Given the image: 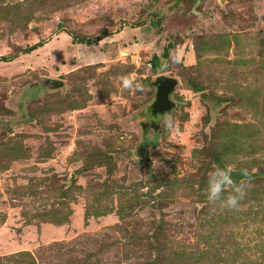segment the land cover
<instances>
[{"label":"rangeland","instance_id":"rangeland-1","mask_svg":"<svg viewBox=\"0 0 264 264\" xmlns=\"http://www.w3.org/2000/svg\"><path fill=\"white\" fill-rule=\"evenodd\" d=\"M194 6L0 0V264H264V175L207 199L217 167L264 173V0Z\"/></svg>","mask_w":264,"mask_h":264},{"label":"clouds","instance_id":"clouds-1","mask_svg":"<svg viewBox=\"0 0 264 264\" xmlns=\"http://www.w3.org/2000/svg\"><path fill=\"white\" fill-rule=\"evenodd\" d=\"M89 58L91 57H85L84 59ZM173 59L176 63L180 62L176 57ZM121 83L125 90H141V85L130 76L121 77ZM164 125L169 131L173 130L174 122L171 116L165 118ZM233 171L230 166L225 165L223 167H217L209 174L207 199L210 203H218L222 208L229 210L239 209L240 202L247 196L251 184L235 182L232 177ZM244 173L246 176H250V173Z\"/></svg>","mask_w":264,"mask_h":264},{"label":"water","instance_id":"water-1","mask_svg":"<svg viewBox=\"0 0 264 264\" xmlns=\"http://www.w3.org/2000/svg\"><path fill=\"white\" fill-rule=\"evenodd\" d=\"M203 0H197L194 6V11L196 8L202 3ZM198 13V12H197ZM154 85L157 87L156 100L152 105V111L154 114H163L165 112L171 111L176 103L171 97V94L176 90L179 85V79L176 77L168 76V75H160L158 79L154 82ZM205 100L209 102H213L218 104V100H216L211 94H204ZM232 177L235 182H243L246 180H254L260 178L264 175L262 171L259 170H251L247 168L233 169ZM244 172L250 173V176H246Z\"/></svg>","mask_w":264,"mask_h":264},{"label":"trees","instance_id":"trees-1","mask_svg":"<svg viewBox=\"0 0 264 264\" xmlns=\"http://www.w3.org/2000/svg\"><path fill=\"white\" fill-rule=\"evenodd\" d=\"M178 1H185V0H178ZM162 17L163 16L162 15H159L158 13L155 14L154 20L152 21V23L154 24V26H162V22H163ZM104 35H106V34H104ZM101 38H97V37H95V38H93V37H85V36H80V35H77V34H73V41H74V43H77V44L92 45V44L97 43ZM40 46H41V44H36V45L30 46L23 53L30 54L33 51H35L36 49H38V47H40ZM171 47H172V44H169V46H167V48L165 49L164 54H163L162 57L159 56V55H157V54H155L153 56V59H152V67H153V69L156 72L159 73V72H161L163 70V65H162L163 64V59L162 58L169 56L170 48ZM16 57H14V58H16ZM12 59H13L12 57H10V58L9 57H2L0 59V62H9ZM217 162L219 164H221V160L219 158H217Z\"/></svg>","mask_w":264,"mask_h":264},{"label":"flooded vegetation","instance_id":"flooded-vegetation-1","mask_svg":"<svg viewBox=\"0 0 264 264\" xmlns=\"http://www.w3.org/2000/svg\"><path fill=\"white\" fill-rule=\"evenodd\" d=\"M193 1H194V3H196L197 0H193Z\"/></svg>","mask_w":264,"mask_h":264}]
</instances>
